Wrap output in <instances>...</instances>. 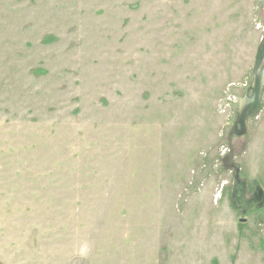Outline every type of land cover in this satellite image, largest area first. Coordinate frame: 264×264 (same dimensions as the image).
I'll use <instances>...</instances> for the list:
<instances>
[{
	"label": "rangeland",
	"instance_id": "obj_1",
	"mask_svg": "<svg viewBox=\"0 0 264 264\" xmlns=\"http://www.w3.org/2000/svg\"><path fill=\"white\" fill-rule=\"evenodd\" d=\"M263 39L264 0H0V264H264Z\"/></svg>",
	"mask_w": 264,
	"mask_h": 264
},
{
	"label": "water",
	"instance_id": "obj_2",
	"mask_svg": "<svg viewBox=\"0 0 264 264\" xmlns=\"http://www.w3.org/2000/svg\"><path fill=\"white\" fill-rule=\"evenodd\" d=\"M264 89V39L257 48L254 66L252 71L250 90L248 96L244 94L237 105V119L235 121L238 129L234 128L232 133L237 136H243L246 132L247 121L255 117L262 109V92ZM233 206L240 210L242 215L250 211L259 210L264 205V192L262 189H256L250 199L245 197V183L237 181L232 196ZM244 222V219L240 220Z\"/></svg>",
	"mask_w": 264,
	"mask_h": 264
},
{
	"label": "flooded vegetation",
	"instance_id": "obj_3",
	"mask_svg": "<svg viewBox=\"0 0 264 264\" xmlns=\"http://www.w3.org/2000/svg\"><path fill=\"white\" fill-rule=\"evenodd\" d=\"M234 175H235V172H234ZM234 179H235V181H236V184H237V181L238 180H236V177H234ZM236 184H235V187H236ZM235 189V188H234ZM256 189H259V188H255V190ZM255 192V191H254ZM254 192L252 193V195L254 194ZM252 195L251 196H249V197H246V187H245V197H246V199H250L251 197H252ZM239 212H241L240 210H238Z\"/></svg>",
	"mask_w": 264,
	"mask_h": 264
}]
</instances>
